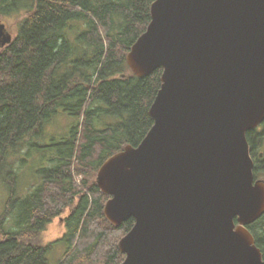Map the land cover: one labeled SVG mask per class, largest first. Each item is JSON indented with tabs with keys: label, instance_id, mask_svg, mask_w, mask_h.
<instances>
[{
	"label": "water",
	"instance_id": "obj_1",
	"mask_svg": "<svg viewBox=\"0 0 264 264\" xmlns=\"http://www.w3.org/2000/svg\"><path fill=\"white\" fill-rule=\"evenodd\" d=\"M15 37L0 20V53ZM163 69L154 126L99 169L110 223L135 220L122 264H264V216L248 133L264 123V0H156L127 55Z\"/></svg>",
	"mask_w": 264,
	"mask_h": 264
},
{
	"label": "trees",
	"instance_id": "obj_2",
	"mask_svg": "<svg viewBox=\"0 0 264 264\" xmlns=\"http://www.w3.org/2000/svg\"><path fill=\"white\" fill-rule=\"evenodd\" d=\"M155 1L0 0V17L17 18L19 27L0 53V187L8 198L0 264H51L59 245L65 253L58 264L125 261L119 242L135 220L108 221L111 196L96 179L108 159L139 146L154 126L149 112L163 69L139 78L127 55ZM62 113L75 120L69 136L44 145L46 127ZM248 141L263 146L264 131L250 132ZM263 168L257 164V178ZM68 210L64 237L44 243L48 226ZM249 229L264 257V216Z\"/></svg>",
	"mask_w": 264,
	"mask_h": 264
},
{
	"label": "rangeland",
	"instance_id": "obj_3",
	"mask_svg": "<svg viewBox=\"0 0 264 264\" xmlns=\"http://www.w3.org/2000/svg\"><path fill=\"white\" fill-rule=\"evenodd\" d=\"M0 20L7 26L8 31L11 35H13L15 38L19 33V27L17 26V18H1ZM75 120L66 115V114H60L57 117H55L52 122L48 124V126L45 129V143L44 145H50L54 140L60 141L62 139H65L69 136L70 131L72 129V126L74 125ZM33 172V170L27 169L25 170L22 175L21 184H26L29 180L30 174ZM260 178L264 180V170H262V173L260 175ZM77 181H80L82 178H77ZM20 184V185H21ZM3 189L0 187V216L2 213H4V210L6 208V202L8 198L6 196H3V194H6V187L3 185ZM5 192V193H4ZM70 214V211L68 210L67 213L61 217L54 220L53 223H51L46 232L43 234V242L46 244L55 243L56 241H59L64 237L66 234V223L64 222V219L67 218ZM65 253V247L63 245H59L55 247V250L50 254L49 259L51 264H58L59 261L63 258V255Z\"/></svg>",
	"mask_w": 264,
	"mask_h": 264
},
{
	"label": "flooded vegetation",
	"instance_id": "obj_4",
	"mask_svg": "<svg viewBox=\"0 0 264 264\" xmlns=\"http://www.w3.org/2000/svg\"><path fill=\"white\" fill-rule=\"evenodd\" d=\"M263 131H264V123L251 132H254L255 135H258V134L262 133ZM251 156H252L253 161H254V174H255V168H256L257 164H259V163L261 164L264 161V145L263 146L257 145L256 148H254L252 146L251 147ZM255 180H263V179H261L260 176L258 178H257V176H255Z\"/></svg>",
	"mask_w": 264,
	"mask_h": 264
}]
</instances>
